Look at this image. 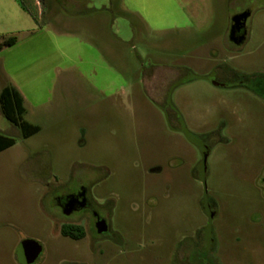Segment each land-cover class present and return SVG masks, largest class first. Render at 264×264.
Masks as SVG:
<instances>
[{
    "label": "rangeland",
    "instance_id": "1",
    "mask_svg": "<svg viewBox=\"0 0 264 264\" xmlns=\"http://www.w3.org/2000/svg\"><path fill=\"white\" fill-rule=\"evenodd\" d=\"M24 1L41 21L0 0L4 29L22 40L0 65L39 74L25 118L40 130L22 137L0 113V133L15 138L0 152V264H22L28 240L43 248L32 264H264V0H180L191 22L159 28L130 0ZM137 1L156 18L168 8ZM51 8L60 23L42 30ZM247 9L231 53L232 18ZM80 187L90 207L68 214L58 199Z\"/></svg>",
    "mask_w": 264,
    "mask_h": 264
},
{
    "label": "crops",
    "instance_id": "2",
    "mask_svg": "<svg viewBox=\"0 0 264 264\" xmlns=\"http://www.w3.org/2000/svg\"><path fill=\"white\" fill-rule=\"evenodd\" d=\"M130 1H132V3L135 4V5H133L134 6L133 11L138 13L141 16V18L145 21V23L153 24V26H155V28H159L160 26L178 27L182 24L188 25L191 22L190 17H189V13H188L189 12L188 11L189 10L188 9L189 3H187V2L186 3L181 2L180 0H165L168 2V8L164 9L163 17L156 18V17H154V15H151L152 7L147 2L142 3V4H139V3L137 4V2H138L137 0H130ZM133 6L130 5L131 8ZM41 13H43V11L39 8L38 13H37V17H36V20L38 22L41 21L40 16H39V15H41ZM3 17H4L3 14H0V35H5V37H8V36H11V35H8L10 33V31L4 29L3 23L1 22V19ZM57 21H59L58 20V13L56 10L51 8L49 21H45L42 23L44 25L42 30H44V28H46V27H55L58 23H60ZM95 25L100 26V21L99 20L95 21ZM18 30H20L19 32H22L24 35H29L28 37L33 36L35 33V29H25V28L21 27V29H18ZM96 33H99L98 29L96 30L94 35H97ZM97 37H99V36H97ZM97 37H94L93 41L96 42L95 48H96V51L100 54L101 52H103V48L101 47L100 41H99V39H97ZM109 39H110L111 44H112L111 46H112L113 50L115 51L116 36L113 35V36L109 37ZM21 41L22 40L18 39V37H17V42L14 45L2 49L0 51V53H2V51H4L7 48L19 45ZM228 41H229V44H227L226 49H229L231 51V53H233L234 51L232 49H234V45H239V44H235L230 40L229 32H228ZM29 43H31V42H29ZM33 43L36 44V40ZM214 52H216V50H214V51L211 50L210 54L212 53V55H210V56L214 57L215 56ZM89 56L96 58V56L93 53H91ZM3 58H4V62H3V64L1 63V65H0V92L7 85L15 86L20 91V93L22 94V96L24 98V104H25V108H26L25 115H26L27 114L26 91H27V89H31V88L33 91L34 90H36V91L40 90V84H39L40 81L36 82V77H38L39 74L36 75V77H34V79H29L28 75L26 74L27 70L23 68L21 70V72L15 76L10 72V67L8 66V64L6 62L7 60L5 59V57H3ZM229 71L230 70H222L220 74H224V76H227V74L232 73L233 70H231L230 72ZM216 74H218V72L215 73L213 78L208 80V81L210 83H213V84L218 86L220 81L217 78ZM191 76H193V75H191ZM168 80L175 81V78H169ZM195 81H196L195 77H189L183 81L181 80L179 85H180V87H183V88L189 87L191 85H194ZM0 113L3 115L2 111H1V107H0ZM29 122L33 123L32 121H29Z\"/></svg>",
    "mask_w": 264,
    "mask_h": 264
},
{
    "label": "trees",
    "instance_id": "3",
    "mask_svg": "<svg viewBox=\"0 0 264 264\" xmlns=\"http://www.w3.org/2000/svg\"><path fill=\"white\" fill-rule=\"evenodd\" d=\"M20 5L34 18L37 17L36 8H30L24 0H17ZM17 42V36L11 35L8 37L0 36V51L6 47L12 46ZM0 107L4 117L18 126L21 130L22 137H29L40 130V126L29 122L25 119V104L24 98L20 91L13 85L5 86L0 92ZM194 137L189 135L188 139L192 140ZM15 138L0 133V152L14 145ZM61 234L75 239H82L85 237V231L80 226L64 225L61 229Z\"/></svg>",
    "mask_w": 264,
    "mask_h": 264
},
{
    "label": "water",
    "instance_id": "4",
    "mask_svg": "<svg viewBox=\"0 0 264 264\" xmlns=\"http://www.w3.org/2000/svg\"><path fill=\"white\" fill-rule=\"evenodd\" d=\"M250 14V10H245L241 13L236 14L232 18L229 38L233 43L241 44L245 40L247 30L246 21L249 18ZM207 211L209 214V221L205 229V233L208 240L211 235L213 214L209 211V209H207ZM67 212L68 214H70L72 212V209L69 208ZM97 230L100 233L107 230L106 221L104 219L100 220L97 223ZM42 249V245L38 241L28 240L23 244V246H20V248L18 249L17 258L22 264H32L40 256Z\"/></svg>",
    "mask_w": 264,
    "mask_h": 264
},
{
    "label": "flooded vegetation",
    "instance_id": "5",
    "mask_svg": "<svg viewBox=\"0 0 264 264\" xmlns=\"http://www.w3.org/2000/svg\"><path fill=\"white\" fill-rule=\"evenodd\" d=\"M249 10V9H247ZM247 23V21H246ZM247 34V30H246ZM59 205L63 208H71L75 210H79L82 207H90V203L88 201L87 190L84 187H80L78 191H71L63 196H60L58 199ZM102 220L101 217L96 218V224Z\"/></svg>",
    "mask_w": 264,
    "mask_h": 264
}]
</instances>
